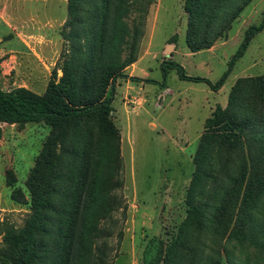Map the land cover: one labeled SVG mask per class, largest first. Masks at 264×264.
Returning <instances> with one entry per match:
<instances>
[{
    "label": "trees",
    "instance_id": "trees-1",
    "mask_svg": "<svg viewBox=\"0 0 264 264\" xmlns=\"http://www.w3.org/2000/svg\"><path fill=\"white\" fill-rule=\"evenodd\" d=\"M252 2L185 0L189 50H209L227 38ZM145 3L68 0L63 35L70 49L62 77L54 71L43 95L0 89V123L51 128L26 181L29 198L8 172L12 200L29 206L30 215L23 228L7 231L0 264H110L109 226L121 205L123 160L109 94L138 60L141 24L128 19L143 13ZM263 30L264 19L246 30L214 91ZM170 66L182 79L206 82ZM193 162L186 218L154 264H221L224 258L264 264V75L237 80L227 107L218 105L207 119Z\"/></svg>",
    "mask_w": 264,
    "mask_h": 264
},
{
    "label": "rangeland",
    "instance_id": "rangeland-1",
    "mask_svg": "<svg viewBox=\"0 0 264 264\" xmlns=\"http://www.w3.org/2000/svg\"><path fill=\"white\" fill-rule=\"evenodd\" d=\"M67 5L68 0H9V14L0 18V38L10 35L5 44L14 52L1 70L0 89L21 86L43 95L54 71L57 80L62 77L70 49L63 35ZM17 8H21L19 15ZM263 19L264 0H253L213 52L192 56L186 44L185 0H146L143 13H133L128 19L132 25L140 22L141 39L138 60L126 69L137 80L127 83V78H119L113 96L109 94L113 97L111 117L121 131L123 160V184L117 191L121 205L109 226L110 264L159 262L163 249L177 236L187 215L193 158L205 123L218 105L227 107L237 80L264 75V30L235 63L222 88L214 91L211 86L229 71L246 30ZM5 21L12 23V30ZM163 62H167L166 73ZM172 64L183 67L186 76L206 82L182 79ZM144 71L149 79L144 78ZM0 127L1 248L7 231L23 228L30 215L29 206L12 200L8 172L17 178L15 189L29 198L26 181L51 128L44 123L25 127L0 123ZM225 260L221 264H227Z\"/></svg>",
    "mask_w": 264,
    "mask_h": 264
},
{
    "label": "crops",
    "instance_id": "crops-1",
    "mask_svg": "<svg viewBox=\"0 0 264 264\" xmlns=\"http://www.w3.org/2000/svg\"><path fill=\"white\" fill-rule=\"evenodd\" d=\"M8 7H9V0H0V18L1 17H5V15H6V13H8ZM18 9H21V8H17L16 10H15V12L18 10ZM14 12V13H15ZM13 13V14H14ZM9 14V13H8ZM17 14H18V11H17ZM19 15V14H18ZM10 17L11 18H13V16L12 15H10ZM2 19V18H1ZM17 19H19V17H17ZM6 20V19H5ZM15 20V19H14ZM4 24L6 25V26H8V28L10 29V30H12V23L11 22H9V21H5L4 22ZM9 37H10V35L8 36L7 35V37L6 36H4V38H0V74H1V70L4 68L3 66L7 63V62H9L10 60H11V53L12 52H14L11 48L12 47H7L6 46V44H5V41L6 40H10L9 39ZM15 39V38H14ZM16 40V39H15ZM216 46H214L212 49H210V50H206V51H208V52H213V50H214V48H215ZM169 48V47H168ZM167 48V49H168ZM167 49H166V51H167ZM192 54H194V53H189L188 55H191L192 56ZM7 56H10V57H7ZM135 66V64L133 65V67ZM129 70V69H128ZM128 70H126V73H125V75L127 76V79H128V81H127V83H130V81L132 80V78H136V76L135 75H133L132 73L131 74H129L128 73ZM143 76H144V78L145 79H149V77L148 76H150L148 73H146L145 71L143 72ZM21 87V86H20Z\"/></svg>",
    "mask_w": 264,
    "mask_h": 264
}]
</instances>
